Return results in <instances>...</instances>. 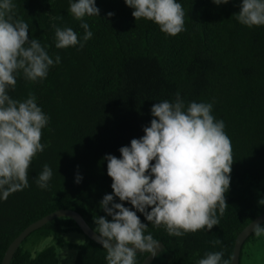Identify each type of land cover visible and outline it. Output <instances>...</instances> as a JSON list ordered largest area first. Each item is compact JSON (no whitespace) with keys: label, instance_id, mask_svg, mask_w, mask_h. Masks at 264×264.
Wrapping results in <instances>:
<instances>
[{"label":"trees","instance_id":"1","mask_svg":"<svg viewBox=\"0 0 264 264\" xmlns=\"http://www.w3.org/2000/svg\"><path fill=\"white\" fill-rule=\"evenodd\" d=\"M71 2L75 0H13L17 18L29 26V38L38 39L54 61L59 55L60 63L36 82L18 74L15 89L9 90L21 101L34 95L49 121L42 129L44 151L28 170L29 186L0 199V264L21 232L58 210L78 212L93 230L98 216L111 220L99 206L104 195L113 193L104 157L120 158L119 149L141 138L143 128L150 126L152 105L174 102L177 92L185 106L193 101L212 104V115L225 124L233 156L225 194L228 207L223 216L217 212L219 225L210 231L181 237L154 227L137 212L148 225L145 234L165 246L151 264H197L215 251L232 258L238 235L264 214L259 203L264 200V26L249 28L237 21L242 0L221 5L177 0L185 12V30L170 36L152 21H135L134 9L125 0H96L99 16L83 21L93 33L85 42L81 21L68 11ZM109 12L114 15L108 17ZM58 16L62 19H51ZM53 24L71 27L84 46L57 49ZM45 164L53 175L48 188L41 189L36 179ZM77 173L82 176L78 184ZM67 232L85 235L69 217L54 219L21 243L10 264H60L55 246L37 248L48 238L62 246ZM86 237L85 244L65 243L77 250L75 264H107L106 250ZM215 239L222 243L213 246ZM257 241L252 233L244 246ZM149 254H137L136 264H143Z\"/></svg>","mask_w":264,"mask_h":264},{"label":"clouds","instance_id":"2","mask_svg":"<svg viewBox=\"0 0 264 264\" xmlns=\"http://www.w3.org/2000/svg\"><path fill=\"white\" fill-rule=\"evenodd\" d=\"M216 5L229 0H212ZM134 9L135 21L145 19L156 23L160 30L175 36L185 30V12L177 0H125ZM237 21L249 28L264 26V0H242ZM13 0L0 2V199L29 186L28 170L36 155L44 151L42 129L49 117L29 93L24 100L14 99L17 75L31 82L47 77L55 61L38 39L29 38V26L17 18ZM68 11L84 29L83 41L93 33L86 16H99L96 0H75ZM108 17L114 13L109 12ZM53 21L62 17H52ZM55 29V47L65 49L84 45L71 27ZM212 104L190 102L185 106L179 92L174 102L164 100L152 105L153 119L143 128L144 135L133 138L130 146L119 149L121 157L106 155L107 175L112 179V194L104 195L100 208L111 217L94 219L98 243L106 250L107 264H136L139 253L155 254L159 243L145 234L148 225L163 226L170 236L181 237L219 225L228 204L225 194L230 187L233 156L225 124L212 115ZM154 161V163H153ZM53 175L49 165L43 166L36 179L41 189H47ZM82 181L77 173L75 182ZM117 197L120 202H115ZM131 204L135 211L125 207ZM259 203L264 204V200ZM150 208V211L148 210ZM254 236L264 237V226L256 223ZM213 246L222 243L211 241ZM223 251L208 252L197 264H231Z\"/></svg>","mask_w":264,"mask_h":264},{"label":"water","instance_id":"3","mask_svg":"<svg viewBox=\"0 0 264 264\" xmlns=\"http://www.w3.org/2000/svg\"><path fill=\"white\" fill-rule=\"evenodd\" d=\"M60 217H69V219L73 220L78 225V227L86 236L92 239L93 242L101 245L97 241L98 233H96L92 229V227L84 220V217L81 214L69 209H62L48 215L47 217H42L41 219L28 226L23 232H21L20 235L16 239H14L9 245L2 264H10L12 262L14 254L20 247L21 243H23L24 240L27 239L34 231L40 229L45 224L47 225L49 222ZM256 223H260L261 225L264 223V214L260 215L258 218L254 219L251 223H249L238 235L236 245L234 246L232 264H241L240 255L242 246H244L247 239L253 233V227ZM158 243L159 247L156 249L155 254L150 253L143 262V264H151L158 257V255L165 250V246L161 243V241H158ZM138 254L141 253L138 252Z\"/></svg>","mask_w":264,"mask_h":264},{"label":"rangeland","instance_id":"4","mask_svg":"<svg viewBox=\"0 0 264 264\" xmlns=\"http://www.w3.org/2000/svg\"><path fill=\"white\" fill-rule=\"evenodd\" d=\"M62 246L53 241V238L44 239L40 242L37 250L40 251L48 246H55L60 258V264H75L77 250L69 248L65 243L72 245L85 244L86 235L78 232H67L62 236ZM241 264H264V237L259 238L256 243H248L244 246Z\"/></svg>","mask_w":264,"mask_h":264}]
</instances>
